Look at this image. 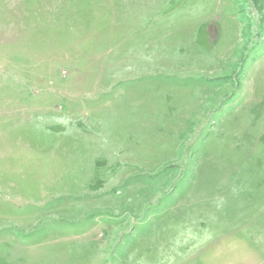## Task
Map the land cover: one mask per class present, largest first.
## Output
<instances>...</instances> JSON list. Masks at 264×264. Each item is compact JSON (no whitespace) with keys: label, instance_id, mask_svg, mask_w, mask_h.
I'll return each mask as SVG.
<instances>
[{"label":"rangeland","instance_id":"1","mask_svg":"<svg viewBox=\"0 0 264 264\" xmlns=\"http://www.w3.org/2000/svg\"><path fill=\"white\" fill-rule=\"evenodd\" d=\"M0 264H264V0H0Z\"/></svg>","mask_w":264,"mask_h":264}]
</instances>
